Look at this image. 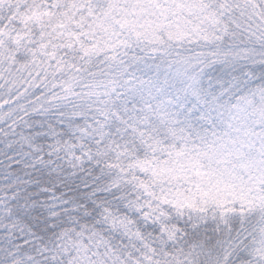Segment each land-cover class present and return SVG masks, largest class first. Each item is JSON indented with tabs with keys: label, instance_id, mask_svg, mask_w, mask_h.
<instances>
[{
	"label": "snow or ice",
	"instance_id": "1",
	"mask_svg": "<svg viewBox=\"0 0 264 264\" xmlns=\"http://www.w3.org/2000/svg\"><path fill=\"white\" fill-rule=\"evenodd\" d=\"M0 264H264V0H0Z\"/></svg>",
	"mask_w": 264,
	"mask_h": 264
}]
</instances>
